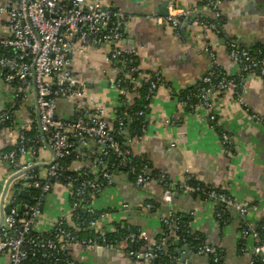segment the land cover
I'll return each mask as SVG.
<instances>
[{
	"label": "crops",
	"instance_id": "crops-1",
	"mask_svg": "<svg viewBox=\"0 0 264 264\" xmlns=\"http://www.w3.org/2000/svg\"><path fill=\"white\" fill-rule=\"evenodd\" d=\"M5 1L0 0V3ZM102 1L128 15L124 45L135 52L138 68L160 72L163 77L164 83L152 95L145 116V130L131 140V151L135 156H144L154 169L167 174L173 192L171 200L166 201V188L156 179L138 187L126 174L114 175L113 183L91 203L95 211L104 214L99 226L110 232L120 223H129L145 230L148 242L153 246L156 237L164 232L163 218L171 213L182 214L189 217L190 233L202 235L204 242L218 251L222 264H251L257 242L252 236L244 241L242 229L245 224L257 229L264 221V77L254 74L243 85L234 83L222 93H213L215 122L205 108L186 109L180 104L179 95L210 71L211 52L228 75H241L240 65L229 55V42L264 43V0H222L219 33L205 25L193 24L195 19L188 24L187 19L196 13L205 16L197 20L216 18L215 13L205 7L209 0H178L180 8L196 12L184 18L186 20L182 19L184 21L181 20L177 28L150 18V15L166 16L169 0ZM7 32V15L0 14V36ZM108 53V45L89 46L74 57L72 69L87 84L89 108L103 107L104 117L112 126L122 107V98L109 87L117 72L108 61ZM15 94V85L0 80V110L12 108L15 112L11 126L0 128V158L17 145L23 129H31L34 125L35 89L30 88L20 99ZM135 97V94L129 96L132 103ZM83 106L81 100L63 98L58 101V114L73 119ZM222 132L229 135V146L222 143ZM81 146L93 152L76 159L71 165L73 170L85 166L92 168L97 146L93 142ZM20 161L36 166L31 173L45 179L53 153L50 149H40L34 155L29 150ZM12 174L10 163L0 159V219L2 195ZM187 176L248 203L247 215L242 217L236 210L229 209L228 220L223 224L216 215V202L177 189V184ZM27 177L25 174L17 179L23 182ZM70 196V190L64 184L53 185L36 221L37 231H51L63 217L72 225ZM148 202L156 203L157 207L146 211L144 206ZM132 247L133 244L122 241L115 247L104 245L86 249L72 246L69 252L81 264H139L131 254ZM186 247L178 250V264H214L211 255L196 254L189 247L185 250ZM185 254L186 259H183ZM0 264H10L6 252H0Z\"/></svg>",
	"mask_w": 264,
	"mask_h": 264
},
{
	"label": "built area",
	"instance_id": "built-area-1",
	"mask_svg": "<svg viewBox=\"0 0 264 264\" xmlns=\"http://www.w3.org/2000/svg\"><path fill=\"white\" fill-rule=\"evenodd\" d=\"M221 3L222 0H209L205 4V7L215 13L218 20L222 17ZM195 12L196 10L193 9L180 8L178 0H169L166 16L150 15V18H155L160 24L177 28L182 19L188 18ZM0 14L7 15L8 29L7 35L0 36V80L16 85L15 96L18 99L30 88L35 89L34 125L37 130L33 133V126L31 129H23L15 148L3 154L0 159L9 162L13 173L16 174L33 166L24 165L20 161L21 156L29 150H32L34 155L40 149H50L53 153V161L45 179L31 173L34 169L32 168L25 173L28 174L25 181L18 180L20 176L15 178V181H11L4 200V218L0 224V252L8 254L10 264H27L30 255L34 257L37 254H40V257L36 264H81L71 256L70 247L80 246L86 249L104 245L113 247V241L108 236L109 232L99 226L100 217L104 214L101 213L88 221V227L93 229V234L90 236H80L79 223L74 221L72 226L75 228H66L65 222L71 224L63 217L55 225L54 236L46 238L43 232L36 230V221L42 213L46 196L55 183H60L61 178L66 181L64 185L73 197L72 217L73 212L78 209L91 214L96 212L91 205L93 198L110 186L114 178V174L107 169L106 155L110 150L125 159L131 155V149H124L117 137L128 134V124L134 119L129 113L117 116V125L114 128V124L111 126L104 117L103 107L91 110L87 105V84L74 73L73 59L89 46L108 45L107 58L117 72L116 77L109 82V87L116 90L123 99L122 106L133 104L129 96L132 94L138 96L137 88L142 85L140 80L146 79L150 82L147 96L150 100L164 80L160 72H146L138 68L135 52L124 45V28L128 23V15L120 8L105 5L102 0H6L0 3ZM193 24L205 25L214 32H220L218 21L195 19ZM229 55L242 70L238 84L243 85L246 79L254 74L264 77V45L251 48L232 40L229 42ZM210 56L212 67H220L214 53L211 52ZM212 67L208 72L209 75L207 73L204 76V81L210 86L199 87L194 94L179 99V102L190 111L201 108L209 110L210 119L215 122L216 115L213 111L211 95L226 91L231 84L236 83V79H228L225 73H220L223 78L217 85H212V77L217 74V70H212ZM63 98L83 102L84 106L75 118L66 119L58 114V101ZM14 114L12 108L0 110V127L12 122ZM133 114L143 118L146 116L144 110ZM254 117L257 120L261 119L258 116ZM71 138L81 144L93 142L102 152L92 157V168L97 174L95 179L88 177L87 169L76 178L64 175L66 170L72 169L63 163L73 151ZM221 141L226 146L230 145V137L226 132L221 133ZM79 159L80 156L77 157V160ZM136 174L135 185L138 187L152 180L148 163H145ZM100 176L101 182L97 181ZM156 180L162 184L170 181L168 175L163 172ZM191 180L193 178L187 176L183 182L177 184V189L186 194L198 192L205 199L222 203L224 207L216 213L220 220L226 221L225 216L229 209L236 210L242 217L247 215L248 203L218 188L190 184ZM16 182L22 184L21 189L39 190L34 202L26 205L22 217L19 214L22 206L17 203L15 196ZM172 192L171 186L166 189V201L171 200ZM144 209L151 211L155 209V205L148 202ZM163 225L168 231L163 233L159 242H155L154 250L131 251V254L139 260V264H155L153 259L159 254L169 253L168 248L181 227L179 216L172 213L167 215L163 218ZM113 231H120V236L115 242L137 243L143 248L146 247L143 242H148V234L145 230L136 229L126 222L118 224ZM187 233L190 234L189 229ZM249 236L257 242L252 252L251 264H256L257 259L264 262V242L261 232L245 224L242 229L243 240L245 241ZM182 240L187 242V236H183ZM195 253L211 255L215 264L219 261L218 252L206 242H201L196 247ZM170 259L178 264L179 256H170Z\"/></svg>",
	"mask_w": 264,
	"mask_h": 264
},
{
	"label": "trees",
	"instance_id": "trees-1",
	"mask_svg": "<svg viewBox=\"0 0 264 264\" xmlns=\"http://www.w3.org/2000/svg\"><path fill=\"white\" fill-rule=\"evenodd\" d=\"M197 18L203 19V18H205V16L202 15L201 13H196L195 15H191L187 19L188 24H192V20L197 19ZM184 20H186V19H184ZM184 20H182V21H184ZM210 20L211 21H218L220 26L222 24V21L218 20L216 18H214V19L212 18ZM242 45H244V44H242ZM263 45H264V43H257V44L246 45V46H250L251 48H256V47H261ZM0 54H1V50H0ZM212 70H217V74L212 77V83H211L212 85H217L221 81V79L223 78V75L220 73H225L226 77L228 79H233V78L236 79V83H238V81H239V76H230L221 67H214V68L212 67ZM208 75H209V73H208ZM149 86H150V82L147 81L146 79H144L142 81V85L139 88H137L138 96L135 97L133 104L125 105V106H122L120 109H118V115L117 116H120V115L125 114V113H129L133 116V119H134L132 122H130L128 124V134H126L125 136H118L117 137L118 142H120L122 144L124 149H126V148L131 149V140L136 136L142 135L144 130H145V125H146L145 117L144 118L138 117L137 115H135L133 113H135L136 111H139V110H144L145 113H147V111L149 109V104L151 101L150 99H147ZM201 86H206V87L210 86L209 83H206L204 81V77L201 80H199L195 85H192V86L188 87L186 90H184V92H181L179 95V99L182 100V99H185L188 95L194 94L197 91V89ZM11 123L12 122H8L4 126H11ZM116 125H117V120L114 121L113 127L116 128ZM4 126H2V127H4ZM32 132L33 133L37 132V130H35V125H33ZM71 140H72L73 145H74L73 151H72L70 156H68L67 158H65L63 160L64 165L68 166V167H71L72 163L77 159L78 156H80V158H81V157L88 155L89 152L90 153L93 152L92 149L82 148L81 143L78 140H76L74 138H71ZM38 146H39V144L37 145V147ZM13 148H15V147H13ZM13 148L7 150V152L11 151ZM100 154H102V152H100L99 148H95L93 156L94 155H100ZM106 163H107V169L111 173H113L114 175L124 173L127 175L129 181H131L133 184H135V179H136V175H137L136 173L140 170V168L145 163H148V165L150 167L152 180L157 179L161 173V171L154 169L152 167L150 161H148L144 156H135L132 153L130 156H128V158L125 159L122 157H118L114 153L113 150H110L108 152V154L106 155ZM133 168L135 169L134 171L132 170ZM84 169L88 170V177L89 178L95 179L97 174L93 170V168H91L90 166H85V167L77 169V170H73V169L66 170L64 172V175L76 178L82 174ZM98 178H99V180H97V181L101 182L102 181L101 176ZM60 183H62V184L66 183L64 178H61ZM190 184H193L195 186H197V185L205 186L204 184L196 181L195 179L191 180ZM163 185L167 189L171 186V181L165 182V183H163ZM14 187L16 189L15 190V194H16L15 196L17 198V203L22 206V208L19 212L20 217H22L24 215L26 205H29V204L34 202V197L39 194V190L34 189V188H27L30 191V195L28 197H23V196H20V194H19L20 189L23 187L22 184L19 182H16V183H14ZM196 194H198V192ZM70 200H71V202L73 201L72 195L70 196ZM150 203H153L155 205V208L157 207L156 203H154V202H150ZM222 207H224V205L222 203H217V210H219ZM228 211H227V214L225 216L226 220H228L227 219L228 213H229ZM99 214H101V212L96 211L95 213L91 214V213H88L87 211H84L82 209H78V210L73 212L72 220L76 223H79L80 230L78 231V233L80 234V236H90L93 234V229H90L88 227V221L93 219V218H96L97 216H99ZM178 216L180 219L181 227H180V230L178 231L176 238L174 239V241L170 244V246L168 248V251H169L168 254L170 256H179L178 250L180 247H183V246H188L192 252H195L196 247L201 242H204V237L202 235H200L198 233H194V234L187 233L188 224H189V217L184 216L182 214H178ZM221 221L223 224L227 222V221H225V219H223ZM64 225L68 229L75 228L74 226L69 225L67 222H65ZM261 226H263V227H261ZM257 230H259L261 232L262 239H264V221L261 222V224L259 225ZM167 231H168V229L164 226V232L167 233ZM55 232H56V227H54L49 232H45L44 236L46 238H50V237L54 236ZM185 235L187 236V242H184L182 240L183 236H185ZM108 236H109L110 240L113 241V247L119 245L120 242H115V241L119 238L120 231L119 232L110 231L108 233ZM162 236H163V234L158 235L156 237L155 241L159 242L160 239L162 238ZM176 240H179V243H180L179 246L176 245ZM143 243L146 246L145 248H143V246H141L140 244L134 243L131 251L144 252L146 250H154L155 249V245L151 246L149 244V242H143ZM141 244H142V242H141ZM168 254H166V253L159 254L157 256V258L153 259V262L155 264H177V262L170 259V256ZM39 257H40V254H37L34 257L32 255H30L29 259L27 260V264H36L38 262ZM133 257L137 258L135 255H133ZM255 263L256 264H264V262H262L259 259H257ZM48 264H51V263H48ZM216 264H222L220 256H219V261Z\"/></svg>",
	"mask_w": 264,
	"mask_h": 264
},
{
	"label": "water",
	"instance_id": "water-1",
	"mask_svg": "<svg viewBox=\"0 0 264 264\" xmlns=\"http://www.w3.org/2000/svg\"><path fill=\"white\" fill-rule=\"evenodd\" d=\"M206 74H207V73H206ZM206 74H204V76H206ZM35 167H36V166H32V167H30V168H28V169H26V170H23V171H20V172L14 174V175L8 180V182L6 183V186H5V189H4V192H3V195H2V199H1L2 216H1V219H0V224L2 223L3 218H4V200H5V196H6L7 192H8L9 185H10L11 181L14 180L15 178H17V177H19V176H21V175L27 173L30 169L35 168ZM19 194H20V196L28 197V196L30 195V191L27 190V189H20ZM20 209H21V207H20ZM179 244H180V243H179V240H176V245H179ZM186 249H188V247H186L185 250H186ZM186 256H187V254L183 255V259H186Z\"/></svg>",
	"mask_w": 264,
	"mask_h": 264
}]
</instances>
